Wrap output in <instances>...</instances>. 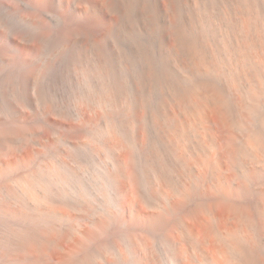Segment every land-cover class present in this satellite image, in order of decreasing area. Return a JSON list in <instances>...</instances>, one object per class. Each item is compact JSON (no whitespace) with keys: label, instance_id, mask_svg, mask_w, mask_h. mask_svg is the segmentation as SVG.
<instances>
[{"label":"clouds","instance_id":"clouds-1","mask_svg":"<svg viewBox=\"0 0 264 264\" xmlns=\"http://www.w3.org/2000/svg\"><path fill=\"white\" fill-rule=\"evenodd\" d=\"M0 264H264V0H0Z\"/></svg>","mask_w":264,"mask_h":264}]
</instances>
